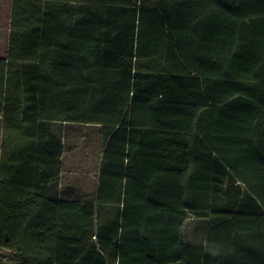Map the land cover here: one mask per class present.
Listing matches in <instances>:
<instances>
[{"label":"trees","instance_id":"1","mask_svg":"<svg viewBox=\"0 0 264 264\" xmlns=\"http://www.w3.org/2000/svg\"><path fill=\"white\" fill-rule=\"evenodd\" d=\"M10 2L0 249L17 264H264V0ZM62 122L100 127L93 199L59 194Z\"/></svg>","mask_w":264,"mask_h":264},{"label":"rangeland","instance_id":"2","mask_svg":"<svg viewBox=\"0 0 264 264\" xmlns=\"http://www.w3.org/2000/svg\"><path fill=\"white\" fill-rule=\"evenodd\" d=\"M10 0H0V53L8 28ZM59 126V127H58ZM61 131L62 171L58 191L62 198L91 199L97 182V174L103 151V141L98 125L62 122L57 125ZM1 142V125H0ZM186 237L195 243L201 242L197 224L188 223ZM0 264H17L14 253L0 249Z\"/></svg>","mask_w":264,"mask_h":264},{"label":"crops","instance_id":"3","mask_svg":"<svg viewBox=\"0 0 264 264\" xmlns=\"http://www.w3.org/2000/svg\"><path fill=\"white\" fill-rule=\"evenodd\" d=\"M9 18H10V15H8V21H9ZM8 33H9V24H8V28L6 29V33L5 34H7V35L5 36V39H4L5 45H3V48L1 49L0 58L6 56ZM97 177H98V174H97ZM96 184H97V182L95 183V190H94V193H93V197L91 199H93L95 197ZM64 199L73 200L72 198H64Z\"/></svg>","mask_w":264,"mask_h":264}]
</instances>
